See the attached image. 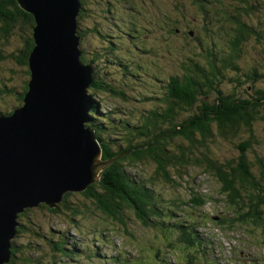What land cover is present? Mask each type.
I'll return each mask as SVG.
<instances>
[{
    "label": "trees",
    "instance_id": "16d2710c",
    "mask_svg": "<svg viewBox=\"0 0 264 264\" xmlns=\"http://www.w3.org/2000/svg\"><path fill=\"white\" fill-rule=\"evenodd\" d=\"M93 1L78 0L81 10L77 18V35L81 40L86 33L97 32L100 37L105 36L101 33L105 23L94 19L100 17L111 25L113 22V27L109 25L110 30L116 27L122 30L127 26L126 37L133 45L127 47L128 52L137 51L148 57L164 49V46L145 42V34L154 28H147L134 13L141 5L137 0H96L99 7L92 12ZM174 1L180 6L187 0ZM188 1L206 14L207 28L205 33L189 39L181 28L168 29L167 33L175 36V47L181 43V38H186L183 46L189 45L192 55L187 62H179L168 77L158 73L160 70L156 74L147 72L163 88L158 85L157 90L147 87L146 93L151 92L153 96L144 93L136 97L153 107L138 106L128 93L108 83L98 68L102 54L94 51L88 60L85 57L87 51L82 49L80 60L92 66L95 78L88 88L95 102L92 103L89 125L95 129L102 148L101 160L109 164L101 172L100 180L85 190L65 192L54 207L46 202H40L36 207L53 214L69 211L72 216L89 221L97 217L103 222L95 219L100 225L88 227L79 218L71 217L68 225L76 228L74 236H70L68 230H51L35 223L30 240L25 236L28 222L24 223V219L31 210L25 208L18 213L20 225L13 239L12 257L5 264H135L140 256H134L129 249L131 246L137 248L140 242H117L119 234H125L127 238L132 234L128 222L132 214L144 230L153 234L145 235L147 242L153 245V264H173V259L177 264H212L207 247H212L215 241L210 232L206 233L207 226L211 225L209 215L205 219L195 218V215L216 195L222 197L231 215L212 216L215 226L237 231L256 228L264 242V47H254V51L260 53L259 61L253 57L255 62L250 63L245 52L250 37L264 42V32L258 27L261 24L254 21L255 13L264 8L258 4H263L264 0ZM91 18L92 27H89L87 22ZM147 23L157 31H164L160 21ZM217 23L220 28L216 29ZM36 25L34 16L24 11L17 0H0V77L3 76L0 78V95L8 93L18 102V107L24 104L25 94L29 91V55L35 47ZM13 35L21 37V45L14 48L19 54L15 55L19 64L15 70L4 65L7 54L1 49L2 43L8 44L10 38H15ZM204 37L199 43L198 40ZM109 38L106 39L105 56L113 54L119 47L115 35ZM190 40L198 45L192 46L194 43ZM173 50L175 48L169 53ZM125 62L130 66L138 64L135 60L114 57L111 62L106 58V64L127 70ZM18 71L27 74V78L21 86L7 87L5 74L10 73L8 81L17 82L15 74ZM224 80L230 82L228 89ZM100 95L110 102L127 106V109L123 111L121 105H114L116 107L110 112L100 111ZM4 111L0 109V116L15 113L14 109ZM117 118V124L125 131L121 137L113 132L117 129L113 126ZM219 145L232 148V157L218 153ZM145 163L148 168L144 167ZM191 169H198L211 178L219 191L209 197L193 191L188 195L189 200L173 193L170 194L172 199L165 200L166 195L162 189L157 190L158 186L176 189L179 181L190 175ZM74 193H81L94 208L84 199L71 201ZM76 200H80L79 197Z\"/></svg>",
    "mask_w": 264,
    "mask_h": 264
},
{
    "label": "water",
    "instance_id": "95a60500",
    "mask_svg": "<svg viewBox=\"0 0 264 264\" xmlns=\"http://www.w3.org/2000/svg\"><path fill=\"white\" fill-rule=\"evenodd\" d=\"M17 1L37 25L24 104L0 116V264L12 257L18 213L40 202L54 207L65 192L97 181L98 168L109 164L89 125L95 78L80 60L78 0Z\"/></svg>",
    "mask_w": 264,
    "mask_h": 264
},
{
    "label": "rangeland",
    "instance_id": "374dc122",
    "mask_svg": "<svg viewBox=\"0 0 264 264\" xmlns=\"http://www.w3.org/2000/svg\"><path fill=\"white\" fill-rule=\"evenodd\" d=\"M110 1V0H106ZM141 4L138 6V10H135L136 16H138L144 25H146L147 28H154L152 32H148L145 34L144 40L149 45L154 46H160L164 49L161 50V52L154 56H141V54L137 51L134 52H128L127 47H132L133 45L130 44L129 39L124 36L123 30L121 28L116 27L114 30L109 29L110 26H114L113 22L112 25L110 23H107L106 21L102 20L100 17L94 18L97 22H104L105 24L101 27L102 34L107 37H100L97 32L92 33H86V37L80 38L81 47L83 50L87 51L86 59H90V54L94 51H98L100 54H102V60L98 65V68H101V74L105 78V80L110 83L111 85H115L121 90H124L126 93H128L129 97H131V101L135 102L138 106L142 107H153L150 103H141L137 100L138 97L147 91V87L151 88L152 90H157V85L160 88H163L162 84L159 82H156L154 77L150 78L147 75V72L150 74H156L158 70H160L158 73H161L162 76L168 77L169 74L176 69V66L179 65V62L181 64L183 62H187L191 56L192 49L189 45L186 44V38L190 37H196L198 34L205 33V28H207V20L205 17L206 14H202L201 10L193 5L190 1H186L185 4H181L178 6L174 0H137ZM100 2V0H99ZM116 2V1H113ZM259 2H262L259 0ZM264 4V2H262ZM263 4H258L259 6L264 7ZM93 8L91 10L92 12L96 11L99 5L97 4L96 0L92 2ZM124 13V12H123ZM205 15V16H204ZM117 16H120V14H117ZM128 16V13H127ZM93 21V18H91L87 23L89 24V27H92L91 22ZM155 22L160 21L164 26V31H157L153 25H148L147 22ZM254 21L255 23L260 22V26H258L261 30L264 32V8L259 9L257 13L254 15ZM86 22V21H85ZM84 22V23H85ZM167 22L168 24H165ZM85 25V24H84ZM84 30H86V26H84ZM177 29L181 28L186 32L187 35L186 38H181V43L179 42L178 45L174 44L175 36L174 34L169 35L168 29ZM215 28H220V25L217 23L215 25ZM87 31V30H86ZM167 33V34H166ZM25 33L23 32V35ZM112 35H115V42L119 45L118 49H116L113 54H108L105 56V52L107 51L108 42L106 39H110ZM193 35V36H192ZM14 36V35H13ZM76 36H78L76 34ZM109 36V37H108ZM15 38H10L8 44L1 46L2 52L5 53L6 60L3 61L4 65L6 67L13 68V70L16 69V67L19 66L17 63L15 55L17 54V50L14 49L21 45V37L16 35ZM264 37V35H263ZM20 38V39H19ZM161 38V39H160ZM205 39L200 38L198 41L200 43L203 42ZM193 40V39H192ZM191 41V40H190ZM192 46L198 45L197 42L191 41ZM107 43V44H106ZM222 44L224 45V42L222 41ZM257 46L264 47V42L260 38L256 37H250L249 40V47H246V57L248 61L255 62L253 60V57L257 59L258 61L261 60L260 53L258 51H254ZM171 53H169L170 50L174 49ZM199 50V49H198ZM19 54H17L18 56ZM114 57L120 58L122 60H135L138 62L135 66L128 65V62H125L128 65L127 70L121 69L116 65H110L106 64V58L109 59L111 62L114 61ZM159 64V65H156ZM137 65H141L142 68H138ZM4 66V69H5ZM19 68V67H18ZM2 71H0V74ZM134 73L136 74L135 77H133ZM10 75L8 72L5 74L4 80L7 81V87L11 86H21L22 81L27 78V74H23L22 72L18 71L16 72V80L17 82L8 81L7 78ZM137 76V77H136ZM28 81L31 79V76H28ZM0 78L3 79V76ZM225 81V80H224ZM150 82V83H149ZM149 83V85H148ZM230 82L227 83L225 81V88L228 89L230 87ZM224 84V82H223ZM232 86V85H231ZM18 90H21L20 88H17ZM162 93V92H161ZM159 92L158 95H161ZM145 95L153 96L151 92L146 93ZM101 98V106L100 111L102 112H110L114 109V105H123L121 103H113L110 102L107 98H105L104 95H100ZM102 100H104V103H102ZM150 101V100H149ZM18 102L15 101V98L10 96L8 93H2L0 95V109L9 111L11 109H16L18 107ZM127 109V106L123 107L122 110L125 111ZM4 111V112H5ZM128 111V110H127ZM128 113V112H127ZM126 115V114H125ZM126 117V116H125ZM116 123L113 125L117 127L113 130V132L116 133L117 137H121L125 134V131L122 126H119L117 124V121L119 122V118H117ZM129 124H131L129 122ZM121 134V135H117ZM106 138L105 135H102ZM115 136V137H116ZM221 144V143H219ZM219 150H217L218 153L221 155H227L232 157V148H223L221 145H219ZM145 168H148L147 164L145 163ZM103 169V168H102ZM101 168H98L97 174L94 175L96 180H100V175L102 170ZM147 174V172H146ZM93 176V177H94ZM147 177H150V175L147 174ZM180 185L176 187V189L170 188L165 189L166 187L161 188L158 186V191H161V189L164 191L165 200L172 199L170 196L175 193L176 195H181L182 199L189 200L188 195H191L193 191H197L200 194H205L207 197L211 194H216L219 190L218 185L207 175H203L200 173V170L198 169H191L190 175L187 177L181 179ZM170 190V191H169ZM167 192V193H165ZM80 200H76L78 198ZM84 201L92 206V203L89 199L81 195V193H74L72 194L70 200H75L76 202ZM222 197L216 195L213 200L208 202L202 210H199L196 212L197 215H195V218H207V215H209V220L211 222V225L209 224L207 226V232L211 233L213 235L215 243L212 244L213 246L207 247V252L210 255V258L212 259V264H264V242L263 239L258 236V231L255 228L252 230L251 228H246L245 230H232V228L229 227H223L219 228L213 224V219H211L212 216H223V217H229L231 215L229 209L224 205V202L221 200ZM29 210L30 213L28 214V217L24 219V223H27V229L25 230L27 233L25 234L26 238L30 239L32 237V232L35 230L34 225L35 223L37 225H43L48 229L51 230H68L70 236H74L77 234V230L74 227L69 226L68 224H71L72 218H79L81 220L82 224H85L88 227L93 226H99L100 222H95V219L103 222L102 219L95 217L93 220L88 219H81V216H72L71 213L68 212H61L57 214H53L49 212L47 209H43L40 207H31ZM72 217V218H71ZM128 219L130 230L132 231V234L130 236H125V234L118 235L117 242L125 241L127 243L128 241L135 240L139 241L141 245L137 246V248L130 247L129 251L133 252L134 256H140L138 260L135 262V264H153L154 260V253H151V249L153 248L152 243L149 241L147 242L145 235L152 236V232L149 230H144L140 224L136 221L135 214H132L129 216ZM30 220V223H29ZM91 222V223H90ZM221 229L226 230L221 231ZM45 232V229H44ZM131 237V238H129ZM53 239H56L53 237ZM173 264H177V261L173 259Z\"/></svg>",
    "mask_w": 264,
    "mask_h": 264
},
{
    "label": "flooded vegetation",
    "instance_id": "af4514ba",
    "mask_svg": "<svg viewBox=\"0 0 264 264\" xmlns=\"http://www.w3.org/2000/svg\"><path fill=\"white\" fill-rule=\"evenodd\" d=\"M128 25V24H127ZM126 28H127V26H126ZM129 30H130V28H129ZM124 34L126 35L127 33L126 32H124Z\"/></svg>",
    "mask_w": 264,
    "mask_h": 264
},
{
    "label": "bare ground",
    "instance_id": "6f19581e",
    "mask_svg": "<svg viewBox=\"0 0 264 264\" xmlns=\"http://www.w3.org/2000/svg\"><path fill=\"white\" fill-rule=\"evenodd\" d=\"M64 198V197H63Z\"/></svg>",
    "mask_w": 264,
    "mask_h": 264
}]
</instances>
